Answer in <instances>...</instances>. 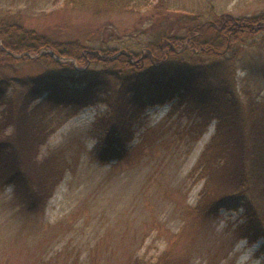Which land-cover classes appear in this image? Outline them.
I'll list each match as a JSON object with an SVG mask.
<instances>
[{"label":"rangeland","instance_id":"374dc122","mask_svg":"<svg viewBox=\"0 0 264 264\" xmlns=\"http://www.w3.org/2000/svg\"><path fill=\"white\" fill-rule=\"evenodd\" d=\"M210 5L240 16L264 12V0H150L133 11L99 14L65 0H0V17L19 19L55 42L116 47L145 43L157 29L177 26ZM260 49L264 52V45L246 49L244 58ZM49 51L0 64V77L12 81L8 95L17 96L27 79L47 72L42 54ZM53 57L83 66L74 57ZM249 75L238 68V89L264 92V77ZM45 98L44 93L26 104L16 122H0V138L15 143L21 134L29 138L20 123L26 120L29 133L46 126L52 131L40 144L37 160L65 170L42 212L25 209L14 185L0 179V264H138L137 259L149 264L167 248H173L169 264L184 259L186 264L264 263L261 241L249 242L240 231L241 211L221 208L206 215L196 209L204 179L191 171L212 140L214 121L199 130L195 125L201 117L186 102L149 105L134 115L125 157L101 161L108 143L95 124L107 105L51 106ZM6 113L0 104V120Z\"/></svg>","mask_w":264,"mask_h":264},{"label":"trees","instance_id":"16d2710c","mask_svg":"<svg viewBox=\"0 0 264 264\" xmlns=\"http://www.w3.org/2000/svg\"><path fill=\"white\" fill-rule=\"evenodd\" d=\"M149 1L65 3L99 14L133 11ZM262 45L264 12L240 16L211 5L177 26L157 29L154 38L140 45L102 43L96 49L79 40L55 42L4 15L0 17V64L28 59L29 52L51 51L42 54L47 72L27 79V88L17 96L8 95L11 79L0 77V104L7 109L0 122H16L15 117L23 116L24 106L44 93L51 106L105 103L107 110L95 126L101 140L108 143L99 158L108 161L125 157V146L134 135L130 128L134 115L149 105L186 102L201 117L195 127L200 130L211 121L216 127L191 171L204 179L196 209L206 215L221 208L241 211L242 235L249 242L261 241L259 252L264 255V92L262 88L239 90L236 81L239 67L253 78L264 77L261 49L244 58L246 49ZM52 52L74 57L83 66L59 62ZM20 123L29 138L21 134L16 143L0 138V179L14 185V196L25 209L42 212L65 169H51L47 166L50 161L37 160L39 146L52 130L43 126L29 133L31 124L27 120ZM172 254L173 248H167L149 264H169ZM136 262L139 264L138 259ZM186 263L184 259L179 264Z\"/></svg>","mask_w":264,"mask_h":264}]
</instances>
